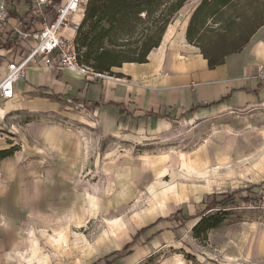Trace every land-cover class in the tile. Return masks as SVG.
<instances>
[{"label":"crops","instance_id":"crops-1","mask_svg":"<svg viewBox=\"0 0 264 264\" xmlns=\"http://www.w3.org/2000/svg\"><path fill=\"white\" fill-rule=\"evenodd\" d=\"M55 1L54 6L46 9L43 20H31L28 16L32 0H0L7 13V18L0 22V81L9 63H20L23 56L36 47L43 25L50 24L55 19L54 10L68 0ZM183 9L184 6L177 13L176 20L166 28L158 47L149 52L143 63H122L112 67L103 74L105 76L98 77L93 72L81 75L76 71L58 69V58L54 53L50 56V64L39 59L25 67L24 77L14 84L12 99L0 98V132L15 134V127L9 129L7 126L11 115L28 113L38 117L20 128L22 133H19L18 141L22 143V149L0 160V264H34L47 260L50 254L46 253L44 245L50 246L51 251L55 246L64 248L65 231L100 212L98 200L91 203L88 195L97 197L98 193L92 192L93 187L86 184L79 188V180L74 186L82 170L84 154L80 133L64 124L70 122L69 103L72 101L92 113L100 124V135L127 142L161 140L175 129L198 120L264 113V79L257 72L259 67L264 72V25L255 28L238 50L224 56L220 64L210 67L200 49L187 40L189 18L179 23L182 19H178V15ZM70 20L77 24L82 21L76 14L70 15ZM17 30L26 32L27 37L19 36ZM69 35L75 37L76 32ZM246 123L264 127V123ZM215 134L213 132L210 139ZM227 134L236 137L230 130ZM12 145L10 141L0 140V152L11 150ZM223 152V164H214V156L210 155L201 164L197 158L191 163L186 162L182 153L171 154L174 157L160 156H169L168 160L172 158L174 166L182 170L184 167L185 175L192 180L195 177L187 175L190 169L203 173V176H230L232 169L226 163L231 161L233 164L234 158L240 157L241 153L228 149ZM252 157L253 164L246 158L243 167L252 176L264 175V148H259L256 159ZM198 158L203 159V156ZM126 164L117 167L110 163L104 173L116 169L113 175L122 177L134 169ZM257 168L260 171L256 173ZM236 171L231 175H243L242 169L236 168ZM235 177L224 182L237 184L231 190L232 193L238 192L235 202L244 205L238 200L243 193V189H239L241 180ZM227 186L233 185L229 183ZM252 190L257 188L249 187V193ZM232 193L211 192L205 199L202 195L193 198L198 210L189 213L190 220L182 224L183 227L186 225L193 239H198L193 229L202 219L213 215V211L206 208L212 196ZM151 216L147 213L135 217L121 235L126 238L134 226L135 231L128 241L121 246L122 238H117L114 246L99 249L98 253L102 251L99 258L109 264H140L161 247L182 241L181 223L158 222L163 218L161 215ZM143 228H146L141 234L144 242L131 244L128 253L118 257V252ZM60 231L63 239L51 237V233L58 235ZM213 232H219L215 240L220 242L221 249H227V240L235 243L236 249L228 254L238 253L253 259L264 254V233L258 223L241 222L239 215L228 214L222 217L216 228L207 232V236ZM166 262L190 264L180 256L170 257Z\"/></svg>","mask_w":264,"mask_h":264},{"label":"rangeland","instance_id":"rangeland-1","mask_svg":"<svg viewBox=\"0 0 264 264\" xmlns=\"http://www.w3.org/2000/svg\"><path fill=\"white\" fill-rule=\"evenodd\" d=\"M195 1L188 0L184 4V9L178 15V19H182L179 21L180 24L188 18L191 20L201 3L199 0L194 4ZM212 1L207 0V3ZM207 8L208 5H203L201 11L194 18L193 42L204 47L209 43L216 44L224 40L226 50H230L243 42L252 30V25L243 23L241 16L250 15L252 11L264 15V0H238L233 7L225 8L221 16L214 22L204 19ZM177 13L170 19L166 28L176 20ZM145 28H147L146 23L136 24V36L121 48L123 53L120 55V59L126 57L132 59L141 53L147 41ZM200 34L201 37L198 38ZM69 106L72 116L69 118L70 122L66 121L67 123L64 124L73 128L75 133H80L84 154L82 170L74 186L78 185V180L80 183L78 187L90 184L93 187L92 192L98 193L97 197L88 194L90 201L92 203L96 199L98 200L100 212L94 218L70 226L68 232L65 231L64 239L63 236L61 237V231L58 235L51 233V237H61L64 240V248L55 246L51 251L50 246L44 245L47 248L46 253L50 254V257L47 260L36 261L34 264H109L103 261L102 257L99 258L98 254L102 252L98 253L99 249L114 246L119 237L122 238L119 242L121 246L128 241L131 233L135 231L134 226L126 238L121 235L124 229L131 225V221L135 217L150 213L151 217L161 215L163 217L160 218L161 221L184 225L183 222L190 220L188 219L189 213L198 210L196 206L194 207L195 202H193L196 195H202V198L205 199L207 193L211 192L232 193L231 188L234 189V185L237 184L234 181L224 182V180L234 178L235 176L231 174L237 172L236 168L243 170V175L235 177L237 180H241L239 189H243L238 200L249 195L253 201L248 205H241L236 201L230 206L232 208L226 207L227 209L222 211L214 209L212 216L237 214L241 218V222L260 224L262 233H264V175L252 176L243 167L244 159L249 158L248 163H252L250 160L253 158L252 156L256 159L259 148L261 150L264 148V138H261L264 136V127L257 128V125L252 126L246 121L256 124L257 122L264 123V113L254 112L251 116L248 113H240L227 115L223 118L198 120L175 129L173 133L161 140L127 142L117 137L100 135V124L87 107L79 106L73 101L69 103ZM35 119L38 120L36 115L28 113L8 117L7 126L9 129L15 127L13 130L15 134L3 133L7 136L10 135L12 146L16 147V152L22 149V143L18 141V135L22 133L20 128H23L25 122ZM228 130H232L236 137L228 136ZM213 132L217 134L210 139ZM170 149L176 154L182 153L183 156H180L186 162L191 163L194 158H197L200 164L207 160V155L214 156V164H223L221 159L224 156V149L233 153L240 152L241 156L234 158L233 164L231 161H227L226 165L232 169L230 176L222 174L220 178L205 174L203 177L195 176L190 180L185 175L184 167L183 171L181 167L174 166L172 158L168 160L169 156H160L164 150L171 151ZM201 156L203 159L198 158ZM159 161L162 163L160 164ZM110 163H115L117 167L127 163L126 165L134 169L124 173L122 177H117L113 175L116 173V169L104 173L106 166ZM256 170V173L260 171L259 168ZM229 183L233 186L226 188ZM253 183H256L257 186ZM249 187H256L257 190H252V194H248ZM177 212H181V214L176 220L169 221L168 218ZM183 225L181 226L183 228L182 241L175 245L161 247L149 257L144 258L140 264H168L167 259L176 256L182 257L190 264H264V254L257 256V259L236 252V254H228L236 249V245L233 241L227 240V249H221L220 242L215 240L216 234L219 232H213L210 236L208 233L206 238L201 235L195 240L186 225L184 227ZM141 230L132 236L131 242L118 252V257L126 255L131 244L139 245L144 242V238L141 237L144 232L140 233ZM24 256L29 257V255ZM99 260L102 261L99 262Z\"/></svg>","mask_w":264,"mask_h":264},{"label":"trees","instance_id":"trees-1","mask_svg":"<svg viewBox=\"0 0 264 264\" xmlns=\"http://www.w3.org/2000/svg\"><path fill=\"white\" fill-rule=\"evenodd\" d=\"M188 0H88L83 19L78 27L75 36V45L80 53L78 63L89 68L93 73L105 74L112 67L120 66L126 62L143 63L151 50L158 47L161 41V35L165 32L170 19L184 6ZM238 0H213L207 3L202 0L194 12L187 29V40L195 44L201 51L203 57L208 61L210 67L221 63L224 56L238 50L239 46L245 42L255 28L264 25V15L257 11H252L250 15H243V23L252 25V30L245 40L238 46L226 50L225 41L219 43H209L202 47L193 42L192 25L195 16L201 11L203 5H208L204 13V19H210L211 22L217 21L222 12L233 7ZM255 2V1H254ZM56 4L52 0L51 7ZM49 6V7H50ZM146 23L147 41L137 57L120 59L122 47L129 43V40L136 36V24ZM206 25V24H205ZM201 37V34L198 38ZM15 148L9 151L0 152V160L11 156ZM249 194V189L247 190ZM238 192L232 194L213 195L207 204V210H225L226 207L233 205ZM248 205L253 200L247 195L240 200ZM229 208V207H228ZM232 208V207H230ZM181 214L177 212L171 215L169 221H175ZM223 215L210 216L202 219L193 229L196 238H206L207 232L216 228L222 221ZM161 219L158 220L160 222ZM145 230H141L140 233Z\"/></svg>","mask_w":264,"mask_h":264},{"label":"built area","instance_id":"built-area-1","mask_svg":"<svg viewBox=\"0 0 264 264\" xmlns=\"http://www.w3.org/2000/svg\"><path fill=\"white\" fill-rule=\"evenodd\" d=\"M33 6L30 15L31 20H43L46 15V9L51 5L52 0H32ZM88 0H68L66 4L56 8L55 19L50 24H44L42 31L37 36L38 43L35 48L25 54L20 63H9L2 80L0 81V98L10 100L13 98L14 84L24 77L25 67L29 64H35L39 59L46 64H50V56L56 54L58 58V69L76 71L81 75H88L92 72L89 68L80 65L78 59L80 53L75 45V37L68 34L77 32L80 24L70 20V15L76 14L83 19L84 10ZM7 18L6 7L0 5V22ZM22 38L27 37V33L17 30ZM258 75L264 79L262 67L258 68ZM98 77L105 76L96 74ZM0 140L12 141L10 135L0 132ZM16 148V147H15ZM16 151V150H15ZM251 206V205H250Z\"/></svg>","mask_w":264,"mask_h":264},{"label":"bare ground","instance_id":"bare-ground-1","mask_svg":"<svg viewBox=\"0 0 264 264\" xmlns=\"http://www.w3.org/2000/svg\"><path fill=\"white\" fill-rule=\"evenodd\" d=\"M69 33H72V32L69 31L68 34H69ZM250 127H251V126H250ZM230 133L233 134V135H235L234 132H233L232 130H230ZM170 150H171V149H170ZM171 154H175L173 150H171V151H169V150H168V151H167V150H164V151H163V155H171ZM227 171H228V170H227ZM121 173H122V172H121ZM228 173H229V172H228ZM187 175H189V176H193V177H195V176H197V177H203V173H201V172H197V171H193V170H191V169H190V171L187 173Z\"/></svg>","mask_w":264,"mask_h":264}]
</instances>
